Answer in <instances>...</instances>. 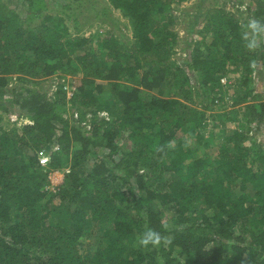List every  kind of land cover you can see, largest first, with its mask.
I'll return each mask as SVG.
<instances>
[{
    "label": "trees",
    "instance_id": "16d2710c",
    "mask_svg": "<svg viewBox=\"0 0 264 264\" xmlns=\"http://www.w3.org/2000/svg\"><path fill=\"white\" fill-rule=\"evenodd\" d=\"M22 1L25 18L0 1V264H264V32L248 27L264 25V0H198L179 15L187 0H61L63 15L49 13L60 0ZM84 10L113 26L119 11L131 41L83 35ZM228 100L243 116L221 115L217 146L199 129ZM193 126V144L177 140ZM56 171L68 172L51 189ZM148 229L159 246H138Z\"/></svg>",
    "mask_w": 264,
    "mask_h": 264
},
{
    "label": "rangeland",
    "instance_id": "374dc122",
    "mask_svg": "<svg viewBox=\"0 0 264 264\" xmlns=\"http://www.w3.org/2000/svg\"><path fill=\"white\" fill-rule=\"evenodd\" d=\"M1 2L5 3L7 9L11 8L12 10L17 11V13L22 17L25 18V15L27 14V6L25 4L24 1L22 0H0ZM56 0H53V3ZM198 0H187L185 3H181L180 5H174L175 8V15H179L182 11L184 12H194V8L196 6ZM52 3V4H53ZM64 3H67L66 1H59V6L57 8H51V11L49 12L52 15H63L61 13V8L62 5ZM221 4H223V2H221ZM228 9H233V4L232 3H228L227 5ZM95 12H88L86 10L83 11L82 14L78 15L77 19H78V23L80 25V30L82 31L81 33L84 35L85 33H89L92 31H96L99 28H101L104 32H111L114 33L115 35H117L120 39V41L125 42L126 39H128L129 41H131L132 39V30H131V26L129 24V21L127 19H125L121 13L119 11H115L113 10L112 12V16L111 19L113 20V25L111 24H100V20H96L95 19ZM40 20V19H38ZM36 23H38V21L36 20ZM68 25L70 26V31L71 33H73V35H76V30H74L73 25V21L72 20H68ZM176 26H175V31L178 34L179 40L180 41H184L186 39V29H187V21H177L175 22ZM203 25V24H202ZM202 25H200V27H202ZM180 46L176 47L178 54L177 56H174V59L179 61L180 57H183L184 55L182 54V48H184L183 44H178ZM181 60V59H180ZM181 62V61H180ZM258 70L261 69V67L259 66L257 68ZM257 77H259V79L261 78V82H257L255 81V85L256 88L259 89L258 91H261V89L264 90V85L262 83V77L257 75ZM67 78V79H66ZM65 79H62V82L65 83V85H69L70 86V77H66ZM59 83V77L58 76H54L52 78H48L44 81L43 83V87L44 89L47 88H51V92L50 94L55 90V86L56 84ZM69 86H66L67 89H69ZM173 93V92H172ZM192 100L194 101L193 106H195L196 109L203 110L202 107H204L203 105H207V102L203 99L202 96H192ZM224 110V111H223ZM223 110H205V114H206V119L203 121V126L201 127V130L199 129V131L204 135L210 137L215 135V143L218 146V142L221 141L222 136L220 135V133H222V130H227L226 128H215L214 124H217L218 122L223 121L221 115H225L228 117H234L237 116L239 117L238 119H242V114L243 112H240L236 109H233V105H232V101L228 100V104L226 105L225 109ZM0 116L2 117V114L0 113ZM225 116L224 119H225ZM4 120L2 122V125H4L6 128H11V124L9 123L8 120V116H4ZM235 120V119H234ZM241 121V120H240ZM237 124L239 125V122L233 121V124ZM225 124L228 125V127H233L234 125L231 122L226 121ZM197 127L193 126V127H188L184 130H182L179 134H178V138L177 140L179 141H184L186 142V145H191L194 142V139L196 138V134L199 133V131L197 129H195ZM194 133V135H193ZM226 134H228V132H226ZM224 135V134H222ZM257 140L256 141H251L250 145L257 143L260 144L262 143L263 137L260 134H257ZM248 145V144H247ZM214 151H216V149H214ZM214 155L217 156V153L214 152ZM206 172L208 175V177H211L213 174V169L212 168H207ZM64 175L61 173H57L54 172L50 175V179H51V183H52V187L51 189L59 186L62 181H63ZM102 233L100 231H93V233H91L90 236H88L85 240V246L86 249H88L91 253L95 252V250L100 247L101 245V238H102Z\"/></svg>",
    "mask_w": 264,
    "mask_h": 264
},
{
    "label": "clouds",
    "instance_id": "9594fccd",
    "mask_svg": "<svg viewBox=\"0 0 264 264\" xmlns=\"http://www.w3.org/2000/svg\"><path fill=\"white\" fill-rule=\"evenodd\" d=\"M254 33L264 32V25H260L257 22H251L248 26ZM249 49H254L256 47V40L251 39L247 41L246 45ZM58 172V171H56ZM162 237L161 235L152 230L148 229L144 231L137 239V244L140 247L147 248L149 246L156 247L161 244Z\"/></svg>",
    "mask_w": 264,
    "mask_h": 264
},
{
    "label": "built area",
    "instance_id": "2783aa9c",
    "mask_svg": "<svg viewBox=\"0 0 264 264\" xmlns=\"http://www.w3.org/2000/svg\"><path fill=\"white\" fill-rule=\"evenodd\" d=\"M222 82L223 83H225L226 82V79H222ZM67 89V88H66ZM68 90V95H69V97L70 96H72V93L69 91L70 89H67ZM9 118H10V121L12 122V123H15L16 121H17V116L16 115H10L9 116ZM65 172H68V171H65ZM65 172L64 173H61V172H57V173H61V174H65Z\"/></svg>",
    "mask_w": 264,
    "mask_h": 264
},
{
    "label": "crops",
    "instance_id": "0c3cea01",
    "mask_svg": "<svg viewBox=\"0 0 264 264\" xmlns=\"http://www.w3.org/2000/svg\"><path fill=\"white\" fill-rule=\"evenodd\" d=\"M258 82H261V79L260 80H257V85H258Z\"/></svg>",
    "mask_w": 264,
    "mask_h": 264
}]
</instances>
